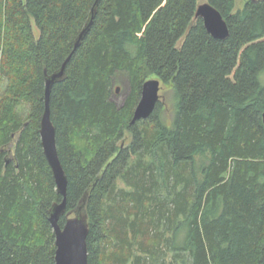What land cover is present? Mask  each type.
<instances>
[{
  "label": "trees",
  "instance_id": "1",
  "mask_svg": "<svg viewBox=\"0 0 264 264\" xmlns=\"http://www.w3.org/2000/svg\"><path fill=\"white\" fill-rule=\"evenodd\" d=\"M206 1L227 38L196 16L199 0H99L75 48L95 0H0V264H56L49 217L63 196L40 125L46 72L70 55L50 99L68 177L60 223L87 196L89 264L167 250L159 264H264V0ZM154 75L174 88L172 123L159 101L131 124Z\"/></svg>",
  "mask_w": 264,
  "mask_h": 264
},
{
  "label": "water",
  "instance_id": "2",
  "mask_svg": "<svg viewBox=\"0 0 264 264\" xmlns=\"http://www.w3.org/2000/svg\"><path fill=\"white\" fill-rule=\"evenodd\" d=\"M98 3L99 0H95L89 19L75 41V48L81 44L91 29ZM196 16L203 19L206 29L215 38L225 39L228 37L230 31L227 20L210 1L198 4ZM70 57L71 55L57 71L51 74L46 72L45 109L41 119L40 135L45 156L54 173L57 191L63 196L61 202L52 206L49 217L56 236V264H89L88 236L90 225L85 210L87 196L83 198L74 215H68L64 225L60 223V219L67 209L68 177L59 157L56 128L51 117L50 99L54 84L66 78V66ZM161 82L156 77L149 78L144 82L131 124L148 119L152 115L160 101ZM119 91L120 87L118 86L117 92Z\"/></svg>",
  "mask_w": 264,
  "mask_h": 264
},
{
  "label": "rangeland",
  "instance_id": "3",
  "mask_svg": "<svg viewBox=\"0 0 264 264\" xmlns=\"http://www.w3.org/2000/svg\"><path fill=\"white\" fill-rule=\"evenodd\" d=\"M206 0H199V4L205 2ZM245 0H237V8L243 7ZM33 30L36 35V37L40 36V29L38 25L36 24L35 20H33ZM155 77L151 76L150 78ZM117 87H120V91L114 92L113 99L118 105H122L126 99V97L129 94L130 86L129 84L125 83H119L116 85ZM5 87V83L0 81V94L2 93L3 89ZM160 101H161V109L160 113L162 116L163 121L169 126L172 123V120L174 118L175 109H176V98H175V91L171 84L163 83L161 82V89H160ZM198 161H202L201 158L198 157ZM120 187H127V183L124 179H121L119 181ZM128 188V187H127ZM73 216V215H71ZM165 228V226L163 227ZM150 234L138 236V241H144V243L149 244ZM139 251V249H138ZM138 253L137 251L135 252ZM157 257V260L160 262L166 261L170 262L173 260V254L167 250V253L165 254V257L163 254H159ZM153 260H151L152 262ZM157 262L153 261V264H159Z\"/></svg>",
  "mask_w": 264,
  "mask_h": 264
}]
</instances>
